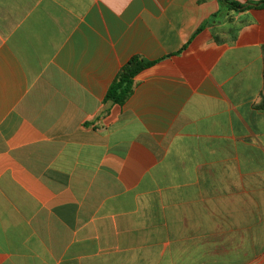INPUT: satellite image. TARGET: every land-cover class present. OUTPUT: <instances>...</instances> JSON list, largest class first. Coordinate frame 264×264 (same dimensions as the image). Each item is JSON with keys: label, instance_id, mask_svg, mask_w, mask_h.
Listing matches in <instances>:
<instances>
[{"label": "crops", "instance_id": "crops-1", "mask_svg": "<svg viewBox=\"0 0 264 264\" xmlns=\"http://www.w3.org/2000/svg\"><path fill=\"white\" fill-rule=\"evenodd\" d=\"M234 1L0 0V264H264V0Z\"/></svg>", "mask_w": 264, "mask_h": 264}, {"label": "trees", "instance_id": "trees-1", "mask_svg": "<svg viewBox=\"0 0 264 264\" xmlns=\"http://www.w3.org/2000/svg\"><path fill=\"white\" fill-rule=\"evenodd\" d=\"M233 10H245L249 5H242L234 0H221ZM260 5H264L262 2ZM264 50V48H263ZM155 62L133 59L122 70L117 80L109 88L106 99L117 104H123L133 91L134 78L144 69L151 67ZM258 107L264 111V89Z\"/></svg>", "mask_w": 264, "mask_h": 264}]
</instances>
